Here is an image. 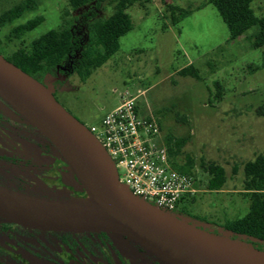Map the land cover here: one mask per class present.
Listing matches in <instances>:
<instances>
[{
    "label": "rangeland",
    "instance_id": "rangeland-1",
    "mask_svg": "<svg viewBox=\"0 0 264 264\" xmlns=\"http://www.w3.org/2000/svg\"><path fill=\"white\" fill-rule=\"evenodd\" d=\"M23 1L0 0V13ZM35 1L34 11L0 29V53L6 58L64 26L66 20L79 25L85 13L95 11L96 18L105 19L113 11L106 2L97 7L96 0L77 10L70 0ZM172 6L192 13L173 26ZM252 8L263 16L264 0H254ZM128 13L133 29L120 39L119 51L90 78L82 81L65 74L63 82L47 81L58 102L87 128L120 106L126 92L137 97L142 112L158 118L160 139L182 143L174 160L193 162L199 193L182 203L187 214L174 215L225 236L224 221L244 216L250 205L244 166L264 154V117L256 114L264 104V47L251 48L248 37L254 29L228 42V28L207 0H150L135 4ZM36 17L44 21L34 31L20 38L12 35L15 27ZM189 65L199 70V80L179 74ZM210 164L226 174L218 191L208 188L203 166ZM258 249L264 251V245Z\"/></svg>",
    "mask_w": 264,
    "mask_h": 264
},
{
    "label": "water",
    "instance_id": "water-1",
    "mask_svg": "<svg viewBox=\"0 0 264 264\" xmlns=\"http://www.w3.org/2000/svg\"><path fill=\"white\" fill-rule=\"evenodd\" d=\"M0 96L68 159L93 200L56 202L0 187V217L38 230L117 234L164 264H264L258 245L228 232L206 231L127 193L106 150L58 102L50 83L36 80L1 54Z\"/></svg>",
    "mask_w": 264,
    "mask_h": 264
},
{
    "label": "trees",
    "instance_id": "trees-1",
    "mask_svg": "<svg viewBox=\"0 0 264 264\" xmlns=\"http://www.w3.org/2000/svg\"><path fill=\"white\" fill-rule=\"evenodd\" d=\"M95 0H70L73 10L87 6ZM97 7L106 2L112 7V13L105 19L96 18V12L85 13L80 18L79 25L75 20H66L64 26L48 31L33 40L29 47L13 53L6 58L22 71L43 81L47 78L61 75H77L82 81L108 62L120 49V39L133 29V20L128 9L135 4H145L150 0H96ZM254 0H207L219 13L229 31L228 42L245 36L254 29L248 39L253 49L264 47V15L259 17L252 8ZM37 7L35 0H24L22 3L0 13V29L23 18ZM172 25L176 26L180 20L192 13L190 9L170 7ZM44 21L43 17H36L26 21L13 29L12 35L20 38L28 32L34 31ZM179 74L183 77L201 78L200 72L193 65L182 69ZM220 99V85L215 84ZM259 117H264V104L256 110ZM173 168L194 177L193 162L188 160L179 163L174 157L182 148V143L166 138ZM208 174V188L212 191L220 190L226 181V174L222 167L216 164L203 166ZM245 191L248 192L250 205L247 213L233 220H225L222 229L231 234L233 239L245 237L250 243L264 244V154H259L253 161L244 166ZM180 213L187 214L180 208ZM178 216V215H177ZM214 229L215 234H219Z\"/></svg>",
    "mask_w": 264,
    "mask_h": 264
},
{
    "label": "flooded vegetation",
    "instance_id": "flooded-vegetation-1",
    "mask_svg": "<svg viewBox=\"0 0 264 264\" xmlns=\"http://www.w3.org/2000/svg\"><path fill=\"white\" fill-rule=\"evenodd\" d=\"M64 79L59 73L49 78ZM0 187L43 200L93 203L68 159L1 96ZM0 264L164 263L117 234L38 230L0 217Z\"/></svg>",
    "mask_w": 264,
    "mask_h": 264
},
{
    "label": "built area",
    "instance_id": "built-area-1",
    "mask_svg": "<svg viewBox=\"0 0 264 264\" xmlns=\"http://www.w3.org/2000/svg\"><path fill=\"white\" fill-rule=\"evenodd\" d=\"M88 129L113 161L119 185L132 196L174 214L199 193L194 177L173 168L158 118L145 115L133 94L126 92L120 106Z\"/></svg>",
    "mask_w": 264,
    "mask_h": 264
}]
</instances>
